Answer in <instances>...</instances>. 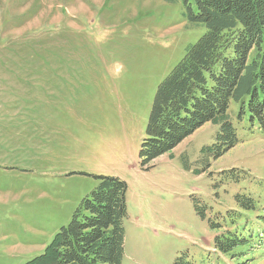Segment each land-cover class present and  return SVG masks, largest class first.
<instances>
[{
    "label": "rangeland",
    "instance_id": "rangeland-1",
    "mask_svg": "<svg viewBox=\"0 0 264 264\" xmlns=\"http://www.w3.org/2000/svg\"><path fill=\"white\" fill-rule=\"evenodd\" d=\"M187 12L0 0V264L44 254L102 176L128 185L123 264H264L260 132L235 116L240 142L220 158L208 123L149 169L140 160L160 84L206 34Z\"/></svg>",
    "mask_w": 264,
    "mask_h": 264
},
{
    "label": "trees",
    "instance_id": "trees-1",
    "mask_svg": "<svg viewBox=\"0 0 264 264\" xmlns=\"http://www.w3.org/2000/svg\"><path fill=\"white\" fill-rule=\"evenodd\" d=\"M178 1L206 34L157 90L140 150L144 169L208 123L219 126L216 158L240 142L235 116L264 136V0ZM100 181L46 252L27 264H123L128 185L117 177ZM223 238H215L221 251L235 245L224 247ZM175 264L190 263L182 255Z\"/></svg>",
    "mask_w": 264,
    "mask_h": 264
}]
</instances>
